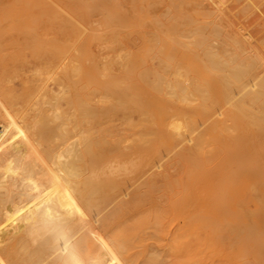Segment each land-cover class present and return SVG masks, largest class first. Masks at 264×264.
I'll list each match as a JSON object with an SVG mask.
<instances>
[{
	"label": "rangeland",
	"instance_id": "1",
	"mask_svg": "<svg viewBox=\"0 0 264 264\" xmlns=\"http://www.w3.org/2000/svg\"><path fill=\"white\" fill-rule=\"evenodd\" d=\"M215 1L44 0L45 5L34 6L26 0H0V129L9 114L23 128L17 131L26 136L45 125L56 129L54 136L109 139L130 136L133 130L141 136H158L170 108L189 113L197 98L179 99L166 83L147 85L140 76L155 69L174 82L177 73L185 77L204 70L201 38L187 44L178 41L186 27L183 20L193 24L191 30L210 32L207 13ZM28 18H34L35 24L43 20V26L27 28ZM112 18L121 26L116 27ZM8 19L21 22L10 38L11 29L3 26ZM132 77L139 80L134 84L149 90L148 101L129 102L125 92ZM81 103L89 107L82 110ZM130 116L133 126L127 122ZM237 123L242 132L248 131L238 137L242 141L211 136L198 167L189 172L183 165L175 173L182 193L191 191L185 213L191 218L183 217L177 225L162 195L152 194L136 212L125 210L106 223L101 216L95 218L76 238L86 241L78 246L72 264H149L148 259L153 260L150 264H264V168L252 169L264 167V158L244 168L237 163L242 147L252 144L258 152L264 148V132H258L248 116ZM59 143V139L50 141L51 146ZM40 144L39 151L48 152V143ZM149 214L159 218L153 228L160 237H140L126 244L120 232ZM232 223L241 224L243 231L221 229ZM250 229L253 235H248Z\"/></svg>",
	"mask_w": 264,
	"mask_h": 264
},
{
	"label": "bare ground",
	"instance_id": "2",
	"mask_svg": "<svg viewBox=\"0 0 264 264\" xmlns=\"http://www.w3.org/2000/svg\"><path fill=\"white\" fill-rule=\"evenodd\" d=\"M26 2L34 6L46 4L44 0ZM207 14L208 34L199 27L191 30L193 24L183 20L186 27L178 41L187 44L189 39L194 43L196 37L201 38L204 70L185 77L177 73L174 82L155 69L140 76L147 85L166 83L170 94L179 99L197 98L198 104L192 105L189 113L170 108L168 118L159 124L158 136H141L134 130L130 136L109 139L54 136L56 129L48 125L26 136L17 131L23 130L21 124L7 115L5 128L0 129V264H72L78 246L86 241L76 238L95 218L101 216L106 223L125 210L136 212L156 193L173 210L179 225L181 218L192 216L185 214L192 200L191 191L182 193L175 175L180 167L187 165L189 172L194 171L211 136H232L233 143L242 141L238 137L248 131L238 129L240 117L248 116L251 125L264 132V0H216ZM32 19H26L27 28L43 26V20L35 24ZM115 21L111 19L120 27ZM20 23L18 19H8L3 24L11 29L9 38L12 30L21 27ZM132 80L125 92L129 102L148 101L149 90L134 84L139 81L137 77ZM79 106L85 110L89 104ZM225 106L229 109L223 112ZM127 122L133 126V117ZM201 125L205 126L202 131ZM169 129L177 132L170 134ZM77 138L81 143L77 144ZM54 139L60 143L51 146ZM40 141L48 143V152L39 151ZM242 148L243 152L237 154L241 168L248 162L254 165L260 156L264 158V148L259 152L252 144ZM166 157L169 163H165ZM263 168L252 166L255 170ZM159 169L162 171L157 172ZM77 178L82 179L76 181ZM254 180L258 182L259 177ZM158 222L155 215H142L120 232L121 237L128 245L140 237H160L159 230L153 228ZM240 227L232 223L221 229L243 231ZM253 234L250 229L248 235ZM73 239L76 241L71 245Z\"/></svg>",
	"mask_w": 264,
	"mask_h": 264
}]
</instances>
